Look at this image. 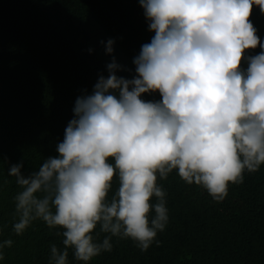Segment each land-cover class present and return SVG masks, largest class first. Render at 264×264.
I'll return each instance as SVG.
<instances>
[{"label":"clouds","instance_id":"9594fccd","mask_svg":"<svg viewBox=\"0 0 264 264\" xmlns=\"http://www.w3.org/2000/svg\"><path fill=\"white\" fill-rule=\"evenodd\" d=\"M139 5L154 35L134 57L132 78L117 74L131 69L117 63L115 40L101 41L112 56L108 75L77 97L57 155L27 175L23 161L8 164L20 189L14 233L37 220L61 230L63 247L50 246L48 264H70V251L91 264L112 251L113 237L142 252L159 246L170 216L158 178L174 170L222 202L264 166V40L249 19L254 6L264 14V0ZM12 245L0 241V262Z\"/></svg>","mask_w":264,"mask_h":264},{"label":"trees","instance_id":"16d2710c","mask_svg":"<svg viewBox=\"0 0 264 264\" xmlns=\"http://www.w3.org/2000/svg\"><path fill=\"white\" fill-rule=\"evenodd\" d=\"M249 19L264 40V14L254 6ZM153 35L139 0H0V241L13 240L0 264H48L50 246L63 247L61 230L39 220L14 233L20 189L9 165L23 161L27 175L57 155L77 97L91 93L99 74L108 75L112 56L101 41L115 40L117 63L131 69L117 74L132 78L133 59ZM158 183L170 216L159 246L142 252L130 239L113 237L112 251L91 264H264V166L230 185L222 202L175 170ZM117 187L114 177L109 196ZM69 261L82 264L71 251Z\"/></svg>","mask_w":264,"mask_h":264}]
</instances>
